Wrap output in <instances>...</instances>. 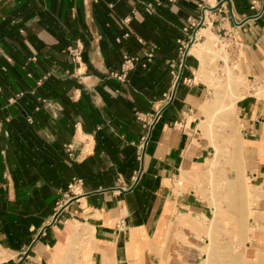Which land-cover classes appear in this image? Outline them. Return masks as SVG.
I'll return each instance as SVG.
<instances>
[{
    "label": "crops",
    "instance_id": "obj_1",
    "mask_svg": "<svg viewBox=\"0 0 264 264\" xmlns=\"http://www.w3.org/2000/svg\"><path fill=\"white\" fill-rule=\"evenodd\" d=\"M125 56L139 61L119 78ZM225 56L264 86V0H0V264H197L182 237L209 210L176 179L208 165ZM253 95L237 107L257 179Z\"/></svg>",
    "mask_w": 264,
    "mask_h": 264
},
{
    "label": "rangeland",
    "instance_id": "obj_2",
    "mask_svg": "<svg viewBox=\"0 0 264 264\" xmlns=\"http://www.w3.org/2000/svg\"><path fill=\"white\" fill-rule=\"evenodd\" d=\"M210 45L208 50L214 53V58H222L219 53L217 55L216 42ZM227 47L228 43L224 42L219 49L225 51ZM253 84L256 88L250 91ZM213 88L203 107L205 116L201 125L214 148L208 165L189 174L182 171L176 179L178 188L188 193L191 189L195 191L203 207L209 210V217L187 224L188 235L195 232L198 238L191 240L183 235L182 241L197 251L200 256L197 264L222 261L220 264H237L242 258L239 264H264V177L256 179L248 173L254 148L244 140L237 107L246 94L264 98V86L259 88L238 62H231L225 56V62L219 63L215 73ZM233 189L235 194H232Z\"/></svg>",
    "mask_w": 264,
    "mask_h": 264
},
{
    "label": "built area",
    "instance_id": "obj_3",
    "mask_svg": "<svg viewBox=\"0 0 264 264\" xmlns=\"http://www.w3.org/2000/svg\"><path fill=\"white\" fill-rule=\"evenodd\" d=\"M254 7V6H253ZM205 11H204V16H201L200 19H193L190 22V27L189 29H194L195 28V35H196V31L197 29L204 23L205 21ZM186 31H188V28H185ZM196 39V36H192L190 35L189 41L186 44H183V46L180 48V53H181V61L183 62L184 57H185V53L187 51V47L192 44ZM151 55V54H150ZM138 58L135 57H128L125 56V60L123 62V64L121 65V70L113 72L112 74L119 77V78H123L124 76H126L127 72L131 69H134L138 63ZM143 67H146V63L145 62H141L140 63Z\"/></svg>",
    "mask_w": 264,
    "mask_h": 264
},
{
    "label": "bare ground",
    "instance_id": "obj_4",
    "mask_svg": "<svg viewBox=\"0 0 264 264\" xmlns=\"http://www.w3.org/2000/svg\"><path fill=\"white\" fill-rule=\"evenodd\" d=\"M205 16L207 17V12H206V14H205ZM208 18V17H207ZM207 29V28H206ZM203 33V32H202ZM201 32H200V34H202ZM205 33V32H204ZM212 43V42H211ZM211 43H209V41L208 42H206L205 44H206V47H209L210 46V44ZM203 49V48H202ZM259 90V89H258ZM262 90V89H261ZM262 92H264V91H262ZM257 93V92H256ZM258 93H261V91L259 90L258 91ZM264 97V96H263ZM216 157V156H215ZM213 163H214V161H213ZM201 177V176H200ZM236 183V182H235ZM239 186V185H238ZM240 187V186H239ZM233 188V187H232ZM238 188V187H237ZM237 188H234L235 190L237 189ZM233 189V190H234ZM239 189V188H238ZM235 190H234V193H232L233 191L231 190V191H229V192H231L232 194H235L236 192H235ZM240 190V189H239ZM238 190V191H239ZM238 191H237V193H238ZM241 191V190H240ZM251 195V194H250ZM242 199V198H241ZM238 203V202H237ZM252 203V202H251ZM238 209H239V207H238ZM237 213V212H236ZM244 229V228H243ZM242 239H243V237H242ZM223 244V243H222ZM238 244V243H237ZM235 246H236V244H235ZM239 246V245H238ZM237 247V246H236ZM244 247V246H243ZM240 249H241V247H239ZM220 249H222V248H220ZM223 249H224V246H223ZM233 249H235L234 247H233ZM225 250V249H224ZM227 250V249H226ZM236 250H237V248H236ZM235 250V251H236ZM244 250V249H243ZM234 251V252H235ZM237 251H239V250H237ZM236 251V252H237ZM215 253V252H214ZM213 253V254H214ZM223 253V252H222ZM230 253V252H229ZM216 255V254H215ZM227 255V254H226ZM210 256H212V253L210 254ZM209 256V257H210ZM214 256V255H213ZM221 256V255H220ZM217 257V256H216ZM235 257H239V256H235ZM241 257V256H240ZM207 258H208V256H207ZM215 258V257H214ZM225 258H228L227 256H225ZM209 259V258H208ZM229 259V258H228ZM241 259V258H240ZM210 260V259H209ZM220 260V259H219ZM233 260V259H232ZM241 260H243V258L241 259ZM241 260H238V262L240 261L241 262ZM216 261V260H215ZM217 262V261H216ZM219 262V261H218ZM223 262V261H222ZM222 262H219V263H217V264H220V263H222ZM228 262H230V261H228ZM238 262H236L237 264H239ZM232 262H230V264H231ZM226 264H228V263H226ZM235 264V263H234Z\"/></svg>",
    "mask_w": 264,
    "mask_h": 264
},
{
    "label": "water",
    "instance_id": "obj_5",
    "mask_svg": "<svg viewBox=\"0 0 264 264\" xmlns=\"http://www.w3.org/2000/svg\"><path fill=\"white\" fill-rule=\"evenodd\" d=\"M212 9H215V8H212ZM187 53H188V52L185 53V57L187 56ZM181 76H182V73L179 74V77H178V80H177V83H176V87H177L178 83L180 82ZM176 87H175V90H174V92H173V97H174V95H175Z\"/></svg>",
    "mask_w": 264,
    "mask_h": 264
}]
</instances>
